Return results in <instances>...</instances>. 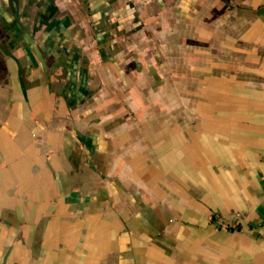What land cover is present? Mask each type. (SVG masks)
<instances>
[{
    "label": "crops",
    "instance_id": "crops-1",
    "mask_svg": "<svg viewBox=\"0 0 264 264\" xmlns=\"http://www.w3.org/2000/svg\"><path fill=\"white\" fill-rule=\"evenodd\" d=\"M0 264H264V0H0Z\"/></svg>",
    "mask_w": 264,
    "mask_h": 264
}]
</instances>
